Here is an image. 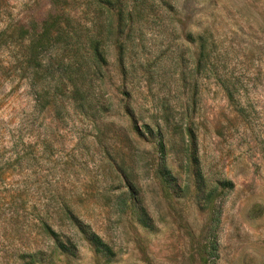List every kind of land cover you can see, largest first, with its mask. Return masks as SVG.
<instances>
[{"label":"rangeland","instance_id":"1","mask_svg":"<svg viewBox=\"0 0 264 264\" xmlns=\"http://www.w3.org/2000/svg\"><path fill=\"white\" fill-rule=\"evenodd\" d=\"M48 3L0 0V32L40 20ZM168 3L177 23L157 13L134 25L128 76L105 48L103 83L87 111L60 93L42 101L14 62L18 47L0 40V264H29L34 253L46 263L53 242L72 253L54 252L53 264H264V0ZM205 28L211 69L194 73L186 35ZM126 99L137 128L161 129L177 195L154 176L161 155L132 131ZM186 126L202 194L183 153ZM90 235L109 254L96 253Z\"/></svg>","mask_w":264,"mask_h":264},{"label":"trees","instance_id":"2","mask_svg":"<svg viewBox=\"0 0 264 264\" xmlns=\"http://www.w3.org/2000/svg\"><path fill=\"white\" fill-rule=\"evenodd\" d=\"M157 13L163 17L169 16L172 23H177L176 13L168 0H49L48 10L40 20L27 17L23 23H12L0 32V40L4 39L12 49L18 47L13 56L14 62L19 70L30 72L37 90L34 94L41 96L42 101L49 105L54 101L56 94L60 93L67 96V101L76 109L87 111L93 106L91 101L96 96L95 91H98L103 83L101 69L106 65L105 48L111 46L114 49L119 74L122 78L128 76L129 69L131 71L133 68L128 65L127 57L137 46L134 41L137 37L131 36L134 25L138 24L140 27L146 24L148 17H155ZM140 37L138 36L139 39ZM211 37L207 28L202 34L186 35V42L196 50L194 73L206 67L211 69L209 61L214 48L213 43H209ZM222 86L227 101L231 103V91ZM120 95L128 96L123 88ZM128 101L129 99H126L121 108L123 116L130 121L132 131L136 136H140L141 131H144L153 140L161 155L154 176L166 191L177 195L172 174L163 159L165 145L161 129L158 125L154 130L147 125L137 128ZM42 106L45 107L44 103ZM99 110L102 112L106 109L101 104ZM181 137L182 142L186 139L187 146L184 147L183 153L188 149L185 161L187 160L186 163L191 169L194 189L196 193L202 194L206 191V186L195 157V142L189 126L182 130ZM215 184L216 188L224 192L233 188L228 181H218ZM215 217L217 220L218 213ZM76 229L80 234L86 235L82 227L76 225ZM88 242L96 253L109 254L106 246L96 237L90 235ZM52 247L46 263L40 253H34L29 264H53L52 255L57 251L66 257L72 255L71 251L61 244L53 242ZM211 250L214 253L215 248L211 247Z\"/></svg>","mask_w":264,"mask_h":264}]
</instances>
